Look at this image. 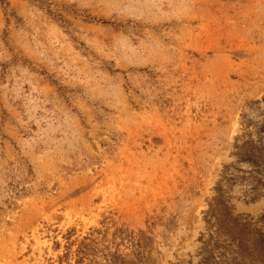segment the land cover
Segmentation results:
<instances>
[{"label": "rangeland", "instance_id": "rangeland-1", "mask_svg": "<svg viewBox=\"0 0 264 264\" xmlns=\"http://www.w3.org/2000/svg\"><path fill=\"white\" fill-rule=\"evenodd\" d=\"M244 136L264 0H0V264H60L112 215L154 264H237L210 205L264 235V197L220 186Z\"/></svg>", "mask_w": 264, "mask_h": 264}, {"label": "trees", "instance_id": "trees-1", "mask_svg": "<svg viewBox=\"0 0 264 264\" xmlns=\"http://www.w3.org/2000/svg\"><path fill=\"white\" fill-rule=\"evenodd\" d=\"M244 138L237 141L238 157L241 163H246L253 170L243 172L235 167L227 168L220 186L230 189L248 186L254 195L252 200H257L264 197V147L244 142ZM210 210V216L216 223L214 233L227 238L230 243L227 247L237 264L245 263L248 259L264 258L262 233L233 219L219 200L212 201ZM64 240L63 252L58 258L60 264H70L71 261L73 264H154V260L144 251V241L147 240L145 233L131 230L114 215L104 218L99 227L90 229L82 237H76L75 230H70ZM56 246L60 249L59 245Z\"/></svg>", "mask_w": 264, "mask_h": 264}]
</instances>
